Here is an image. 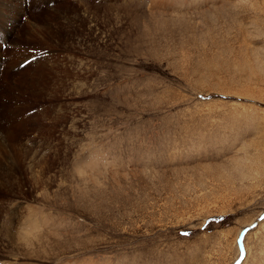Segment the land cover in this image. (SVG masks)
Here are the masks:
<instances>
[{
  "label": "rangeland",
  "instance_id": "obj_1",
  "mask_svg": "<svg viewBox=\"0 0 264 264\" xmlns=\"http://www.w3.org/2000/svg\"><path fill=\"white\" fill-rule=\"evenodd\" d=\"M69 2L0 41V264H264V0Z\"/></svg>",
  "mask_w": 264,
  "mask_h": 264
},
{
  "label": "bare ground",
  "instance_id": "obj_2",
  "mask_svg": "<svg viewBox=\"0 0 264 264\" xmlns=\"http://www.w3.org/2000/svg\"><path fill=\"white\" fill-rule=\"evenodd\" d=\"M31 2V4L28 5V0H0V41L7 42L9 40L10 41V45H15L18 47L19 46V41L17 37L20 38V33H15V30L17 29V24L21 22V18L22 16L28 15V14H33L34 15L37 13L36 11L38 9H41L42 12L46 9H53L55 14L58 17H62L68 21L71 20L70 14L72 13V11L74 10V7L72 6L70 8V0H29ZM63 3V4H62ZM65 5L67 8H61L58 6L59 5ZM86 5V4H85ZM90 8L87 7L86 10H84L87 14L88 9ZM51 10V11H53ZM45 12V11H44ZM92 13V12H91ZM30 15V16H31ZM37 16V14L35 15ZM26 17V16H25ZM29 17V16H28ZM85 17V16H84ZM92 17V16H91ZM33 18V16H32ZM86 19V18H85ZM89 19V18H88ZM29 20V19H27ZM26 20V21H27ZM96 20V19H95ZM46 25L48 24L46 19L43 20ZM88 21V20H87ZM28 22V21H27ZM31 22V21H30ZM28 22V23H30ZM33 22V21H32ZM92 22V21H91ZM94 22V21H93ZM73 23V22H72ZM11 25V26H9ZM24 25V22H23ZM36 25V24H35ZM34 25V26H35ZM30 26V24H29ZM28 26V27H29ZM23 27V26H22ZM66 27V26H65ZM32 28V27H31ZM47 28H49L47 26ZM19 29V28H18ZM34 29V28H33ZM25 31H27V27L25 28ZM93 31V30H92ZM20 32V31H19ZM27 33V32H26ZM17 35V36H16ZM22 35V34H21ZM39 35V34H38ZM54 37V36H53ZM42 39V38H41ZM61 41V40H60ZM72 41V40H70ZM2 42L0 43V77H3L2 79H4V81L2 83H0V93L5 94L4 89L8 88V84L10 81V76H8L7 73H13L14 71V67H18L19 66V60L18 57L17 59L13 58V54L14 52L13 49L9 50V52H5L3 53L2 50ZM8 43V42H7ZM61 43V42H60ZM63 44V43H62ZM70 44V43H69ZM7 45V44H5ZM9 45V44H8ZM22 46V45H21ZM65 47L67 45H64ZM70 46V45H69ZM13 47V48H14ZM15 47V48H17ZM23 48V47H22ZM66 49V48H65ZM71 49V48H70ZM18 50V49H17ZM16 51V50H15ZM65 51V50H64ZM68 51V49H67ZM70 52V50H69ZM28 54V53H27ZM24 55V54H23ZM5 56V58L3 57ZM35 56V55H34ZM10 58L9 62L4 61L6 60V58ZM21 57V56H20ZM24 56H22L23 58ZM25 59V58H24ZM22 59V60H24ZM50 59V58H49ZM39 60V59H38ZM59 60V59H57ZM37 61V60H36ZM46 61V60H45ZM47 61H49L47 59ZM63 61V59L61 60ZM64 62V61H63ZM38 63V62H37ZM52 63V61H51ZM58 63V62H57ZM34 65V62L32 63ZM54 64V63H53ZM52 64V65H53ZM61 63H59L58 65H60ZM36 65V64H35ZM39 65V64H38ZM48 65V64H47ZM64 65V64H63ZM67 65V64H65ZM40 66V65H39ZM44 66V65H42ZM36 67V66H35ZM65 68V66H63ZM62 67V68H63ZM68 67V66H67ZM41 68V67H40ZM57 69V67H55ZM41 70V69H40ZM53 70V68H52ZM51 70V71H52ZM71 70V69H70ZM34 71V70H33ZM61 71V70H59ZM64 71V70H63ZM16 72V71H15ZM48 72V71H47ZM66 72V71H65ZM11 73V74H12ZM63 73V72H62ZM58 74V72H57ZM64 75V74H63ZM67 75V73L65 74ZM70 75V74H69ZM16 76V75H15ZM21 76V75H20ZM49 76V75H48ZM71 76V75H70ZM19 77V76H18ZM13 77H11L12 79ZM15 78V77H14ZM67 78V77H66ZM70 78V77H69ZM67 78V79H69ZM16 79V78H15ZM30 79V78H29ZM71 80V78H70ZM59 81V80H58ZM66 81V80H65ZM1 82V79H0ZM55 82V81H54ZM72 83V82H71ZM65 84V83H64ZM69 85V84H68ZM65 88V87H64ZM69 89V88H68ZM51 93V92H50ZM2 96V95H1ZM1 100V99H0ZM15 104V103H14ZM16 106V105H15ZM17 107H19L17 105ZM7 108L12 109L11 107H6V104L4 102H0V187L6 189L11 183L14 184V182L12 181L13 179V174L11 173V168H10V164H9V160H10V155L9 153H11V147H10V143H9V138H8V125L10 123V119L8 118V115L6 114H10V111L7 110ZM20 108V107H19ZM18 110V109H17ZM13 111V110H12ZM11 111V112H12ZM18 112V111H17ZM13 114V113H12ZM14 115V114H13ZM18 118V116H16ZM23 118V117H22ZM14 119V118H13ZM16 120V118H15ZM12 123V122H11ZM18 123V122H17ZM21 125V123H20ZM11 126V124L9 125ZM13 127V124L12 126ZM18 127V126H17ZM21 128V127H20ZM12 131V130H11ZM15 132V131H14ZM10 134V133H9ZM13 166V165H12ZM11 166V167H12ZM13 172V171H12ZM19 185V183H18ZM21 185V184H20ZM0 188V189H1ZM20 188V187H19Z\"/></svg>",
  "mask_w": 264,
  "mask_h": 264
}]
</instances>
